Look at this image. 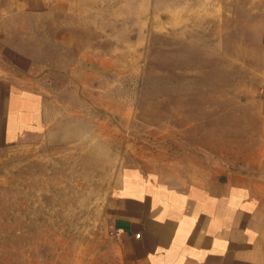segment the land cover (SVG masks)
<instances>
[{
    "label": "rangeland",
    "instance_id": "rangeland-1",
    "mask_svg": "<svg viewBox=\"0 0 264 264\" xmlns=\"http://www.w3.org/2000/svg\"><path fill=\"white\" fill-rule=\"evenodd\" d=\"M38 4L11 41L36 61L44 126L0 147V264H119L125 167L264 183V0Z\"/></svg>",
    "mask_w": 264,
    "mask_h": 264
},
{
    "label": "crops",
    "instance_id": "crops-1",
    "mask_svg": "<svg viewBox=\"0 0 264 264\" xmlns=\"http://www.w3.org/2000/svg\"><path fill=\"white\" fill-rule=\"evenodd\" d=\"M35 2L0 0V147L44 126V97L31 82L36 61L11 41L16 17L46 11ZM261 75L264 114V51ZM109 209L119 264H264V183L253 177L217 173L175 184L129 166Z\"/></svg>",
    "mask_w": 264,
    "mask_h": 264
}]
</instances>
